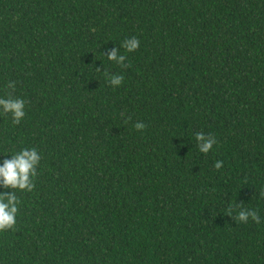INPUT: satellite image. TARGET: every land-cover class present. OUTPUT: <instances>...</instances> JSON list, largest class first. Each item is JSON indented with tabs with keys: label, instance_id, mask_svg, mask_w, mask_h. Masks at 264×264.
I'll list each match as a JSON object with an SVG mask.
<instances>
[{
	"label": "trees",
	"instance_id": "obj_1",
	"mask_svg": "<svg viewBox=\"0 0 264 264\" xmlns=\"http://www.w3.org/2000/svg\"><path fill=\"white\" fill-rule=\"evenodd\" d=\"M0 264H264V0H0Z\"/></svg>",
	"mask_w": 264,
	"mask_h": 264
}]
</instances>
